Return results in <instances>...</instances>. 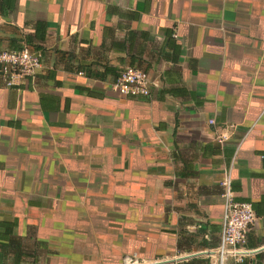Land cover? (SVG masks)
Masks as SVG:
<instances>
[{
  "label": "crops",
  "instance_id": "0c3cea01",
  "mask_svg": "<svg viewBox=\"0 0 264 264\" xmlns=\"http://www.w3.org/2000/svg\"><path fill=\"white\" fill-rule=\"evenodd\" d=\"M23 45L41 66L0 82V238L21 250L0 264H212L228 168L257 252L225 264H264V0H0V51ZM127 67L147 97L112 90Z\"/></svg>",
  "mask_w": 264,
  "mask_h": 264
},
{
  "label": "built area",
  "instance_id": "2783aa9c",
  "mask_svg": "<svg viewBox=\"0 0 264 264\" xmlns=\"http://www.w3.org/2000/svg\"><path fill=\"white\" fill-rule=\"evenodd\" d=\"M40 66V52L26 45L17 50L0 51V82L3 87L11 88L20 79L34 76ZM151 86L154 83L147 72L127 67L115 78L112 90L122 97L145 98ZM230 174L228 168L219 182L222 216L218 243L214 248L202 251L212 264H225L229 259L241 263L246 256L257 252L246 246L247 232L255 221L254 212L249 203L234 201ZM122 263L139 264L135 255L125 256Z\"/></svg>",
  "mask_w": 264,
  "mask_h": 264
},
{
  "label": "trees",
  "instance_id": "16d2710c",
  "mask_svg": "<svg viewBox=\"0 0 264 264\" xmlns=\"http://www.w3.org/2000/svg\"><path fill=\"white\" fill-rule=\"evenodd\" d=\"M39 29H43V27L38 25ZM34 50H37V48H32ZM4 235L7 236L6 240H3V238H0V241H4L6 244L4 246H0V248H5V249H12L15 250L16 253H20V242L19 240L15 239L14 236L10 234L9 230L4 231Z\"/></svg>",
  "mask_w": 264,
  "mask_h": 264
},
{
  "label": "water",
  "instance_id": "95a60500",
  "mask_svg": "<svg viewBox=\"0 0 264 264\" xmlns=\"http://www.w3.org/2000/svg\"><path fill=\"white\" fill-rule=\"evenodd\" d=\"M154 264H157V263H154Z\"/></svg>",
  "mask_w": 264,
  "mask_h": 264
}]
</instances>
